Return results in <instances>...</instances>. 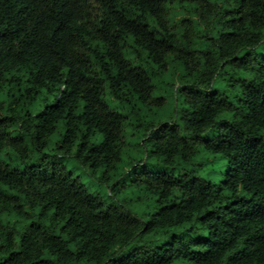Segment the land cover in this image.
<instances>
[{
    "label": "trees",
    "instance_id": "16d2710c",
    "mask_svg": "<svg viewBox=\"0 0 264 264\" xmlns=\"http://www.w3.org/2000/svg\"><path fill=\"white\" fill-rule=\"evenodd\" d=\"M0 264H264V0H0Z\"/></svg>",
    "mask_w": 264,
    "mask_h": 264
},
{
    "label": "rangeland",
    "instance_id": "374dc122",
    "mask_svg": "<svg viewBox=\"0 0 264 264\" xmlns=\"http://www.w3.org/2000/svg\"><path fill=\"white\" fill-rule=\"evenodd\" d=\"M64 165L66 166V168L73 174L79 177H84L83 174L80 172V170L70 161V160H66L64 161ZM217 168L219 171H223L225 169L224 166V162L220 161L217 164Z\"/></svg>",
    "mask_w": 264,
    "mask_h": 264
}]
</instances>
